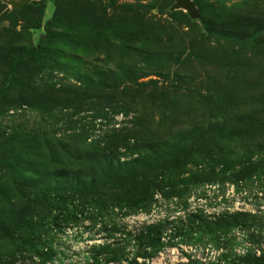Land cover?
<instances>
[{"label": "rangeland", "instance_id": "374dc122", "mask_svg": "<svg viewBox=\"0 0 264 264\" xmlns=\"http://www.w3.org/2000/svg\"><path fill=\"white\" fill-rule=\"evenodd\" d=\"M176 1L0 0V264L264 261V0Z\"/></svg>", "mask_w": 264, "mask_h": 264}, {"label": "trees", "instance_id": "16d2710c", "mask_svg": "<svg viewBox=\"0 0 264 264\" xmlns=\"http://www.w3.org/2000/svg\"><path fill=\"white\" fill-rule=\"evenodd\" d=\"M208 177L205 176H200L199 181L201 183H205L208 180ZM233 179H235V184L238 183V181H240L241 177L238 175H234ZM153 196L154 193L149 192L148 189L145 188H135L134 190H132L131 192H129L126 196L124 205L126 207H134V208H141V209H146L148 208L151 204H152V200H153ZM58 216V215H57ZM59 217V216H58ZM236 219V218H234ZM60 220V217H59ZM64 218L61 219V222H63ZM66 220V219H65ZM236 221V220H234ZM230 223V225H229ZM242 222L238 221L237 224H240ZM235 224V223H234ZM229 227L233 226L232 222H228ZM161 233H162V229L160 227L158 228H153L148 235L146 236L145 242L144 244L146 245V247L150 248L152 251H154L155 249H157L161 242ZM48 255V254H45ZM245 264H264V261H260L258 260H250L248 263Z\"/></svg>", "mask_w": 264, "mask_h": 264}, {"label": "water", "instance_id": "95a60500", "mask_svg": "<svg viewBox=\"0 0 264 264\" xmlns=\"http://www.w3.org/2000/svg\"><path fill=\"white\" fill-rule=\"evenodd\" d=\"M28 0H20L17 7H22L25 3H27ZM177 6L184 7V8H190V4L188 0H177L176 1Z\"/></svg>", "mask_w": 264, "mask_h": 264}]
</instances>
